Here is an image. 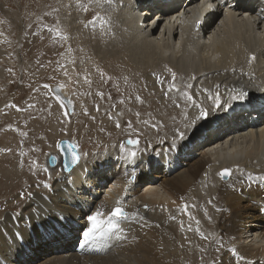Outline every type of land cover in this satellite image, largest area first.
<instances>
[{
    "label": "bare ground",
    "instance_id": "6f19581e",
    "mask_svg": "<svg viewBox=\"0 0 264 264\" xmlns=\"http://www.w3.org/2000/svg\"><path fill=\"white\" fill-rule=\"evenodd\" d=\"M88 1L81 2L88 4ZM138 1L115 0L114 7L106 10L98 5V11L105 10L104 19H113L97 33L82 31L74 17L67 19V28L71 23L70 27L80 34L83 44L92 48L99 58L95 55L80 64L81 52L69 55L66 68L70 77L65 81L73 84L78 79L77 74L84 70L86 76L82 74L78 81L80 89L88 83L91 88L98 87L102 82L96 69L98 59L106 73L120 80L123 87L132 88L131 92H135V88L128 81L135 74H144V78L155 85L158 81L170 80L172 71L179 73L184 86L173 83L176 87L172 90L174 96L183 95L179 98L183 102L179 106L182 109L162 106L160 110L165 117L171 114L172 121L165 122L164 128L147 126L146 120H153L149 117L134 126L131 124L142 140L137 147L128 148L137 152L133 167L142 168L147 164L156 166L157 171L163 166V174L156 173L154 186L139 189L134 202L126 204L124 180L127 176L130 178L134 168H129L130 162H127L109 174L105 172L106 168L118 165V161L100 164L98 160L106 153L129 157L124 150L127 145L125 148L121 147L122 144L115 145L107 152L102 150L104 153L97 154L94 159L82 158L75 165H71V159L67 160L59 146L63 155V162L59 159V170L50 168L55 166L56 160L48 167L45 165L50 176L54 177L51 190H34L24 183L14 186L19 189L15 193L16 200L24 203L18 214L6 211L0 216V264H189L191 257L194 264L207 257L209 264H264V217L259 213L261 206L257 205L258 202L264 208V89L260 102L253 98V103H248L250 106L230 105L231 92H251L260 84L264 85V18L252 11L254 0L247 5L258 24L237 12L236 8L228 7L229 13L223 14L227 4L218 0L219 5L215 8L211 7L216 4L215 0H208L209 3L206 0H142L137 5ZM173 16L177 17L174 19ZM154 22L162 25L153 26ZM117 26L122 31L120 35ZM61 45L57 42L56 54ZM5 54L0 51L1 57ZM125 66L128 68L124 69ZM3 67L0 66V75L5 77ZM154 85L142 92L154 94L151 92L157 90ZM57 88L64 96L68 112H73L69 88L63 84H57ZM183 88L192 90L195 104L187 99ZM217 93L220 94V108L214 104ZM101 97L100 93L93 98L100 104L103 101L109 105L106 97ZM165 99L161 96L159 102L157 99L149 101L159 104L165 103ZM82 101L86 106L79 114L83 115L88 108L98 117L97 110L92 109V105L87 106L88 99L84 97ZM201 107L209 113L206 122L204 118L198 119ZM182 110H186L185 115ZM122 116L117 114L115 123L106 119L105 127L115 131L112 135L115 139L119 136L117 125L124 121ZM5 119H13V116ZM215 119L209 129L200 133L202 126ZM184 121L197 125L187 126L181 139L177 128L173 127ZM167 126L173 129V134L167 132L170 136L165 134ZM125 132L129 133L127 130L121 134ZM174 135L177 140H171ZM146 136L152 142H144ZM199 137H202L201 141L191 147L190 143ZM65 143L67 141L62 140V144ZM197 148L199 153L195 151ZM70 149L78 153L76 146L70 145ZM49 153L59 157L57 151ZM5 157L7 160L0 163V169L5 165L7 171H3L9 172L11 178H23L28 182L27 176L32 174L25 175L24 171L37 172L29 160ZM65 160L69 162L70 170L65 169ZM225 168L232 169V175L226 181L219 175ZM5 182L3 180L4 185ZM7 193V190L0 192V196ZM29 193H32V199H29ZM148 204L151 206L149 216ZM134 205H139L137 210L142 216L133 209ZM117 206L128 213L127 217L110 215ZM213 206H216L215 210ZM96 211L104 214L106 222L110 220L120 227L86 241L83 233L90 226L87 217ZM80 241L85 242L81 253L76 251ZM32 254L39 257L26 260Z\"/></svg>",
    "mask_w": 264,
    "mask_h": 264
},
{
    "label": "rangeland",
    "instance_id": "374dc122",
    "mask_svg": "<svg viewBox=\"0 0 264 264\" xmlns=\"http://www.w3.org/2000/svg\"><path fill=\"white\" fill-rule=\"evenodd\" d=\"M81 1L82 0H0V51L6 53L4 57L0 56V66H4L3 70L7 74L5 77L0 75V105H3V108L0 106V153L3 154L0 158L4 160L2 161L0 159V163H5L7 160L5 157L6 155L15 160H29L28 162L31 163L32 168L37 170V172L34 173L28 170L24 171L25 175H27V173L32 174L27 176L29 180L26 182L23 178H11L10 174H8L9 172H7V174L5 173L7 167L5 165L3 168L1 167L0 183H2V185L0 186V192L7 190L8 193L4 196H0V216H3L6 211L18 214L22 209L21 206L24 202L16 200L15 195L17 194L15 193H17L19 189L14 188V186H19L24 183L25 186L29 185V187L31 186L34 190H40L42 192L50 190L43 185L45 182L51 185L54 177L50 176L49 171H47L48 168H46L45 165L48 167L53 160H56L57 163L53 164L55 166H50V168H52V170L54 169L53 171L59 170V159L63 162V155H65L67 160L72 158L73 152L71 151L70 153L68 151L70 145L76 146L77 148L80 156L78 164L81 162L82 158L88 157L87 160H92L97 154L107 152L118 144H122L124 148L125 145H127V149L129 147L133 149L137 147V145L128 144L127 141L129 139H138L142 142V140L138 138V134H136L138 131L135 132V127H133L136 123L138 124L140 121L146 119V117H149L150 119L153 118V120H146L147 123L145 124L147 126L164 128L165 122L172 121V119L169 118L172 117V115L169 114L165 117V115L161 114L160 110L170 107L182 109L179 106L183 102L179 98L183 95L179 94L180 97L174 96L175 92L172 89L169 90V85L177 82L183 85L184 81L179 73H175V80H173V71L169 75L170 80L158 81L155 85L150 80L145 79L144 74H135L134 78L128 81L132 83L134 86L133 88H135V92H131L129 90H132V88L127 89V87H123L120 80L107 74L106 69L101 66L100 59H98L97 62L99 64L96 69L101 77V85L91 88L89 85L90 83H88V85L84 86L81 90L78 81L82 78V74H84L83 77L86 76L83 72L84 70H81L80 73L77 74L78 79L74 80L73 84L69 85L65 81L68 80L66 78L70 77L66 68L67 57L69 55L74 56L77 52H81L83 58L80 64L90 60L93 56L95 57V55L99 58L96 52L94 54L92 48L89 49V47L83 44L80 34L76 33L77 31L70 27L71 23L67 28V19L69 17H74L76 25L82 26V31H94L95 33H97L98 30L101 31L104 26L110 25L113 19H104L103 15L106 9L111 6L114 7L115 0H90L88 4L82 3ZM98 5L100 8L102 6L105 7V10L102 9L98 11ZM116 7H118V5ZM2 9H5V12H3L4 10ZM64 20H66L64 23L66 25L63 24ZM116 30L118 35L122 33L119 26L116 27ZM118 30H120V32H118ZM70 34H72V36ZM57 42H60V44L62 43L58 52L59 55L56 54ZM85 51H89V53ZM126 68L128 67L125 66L124 69ZM90 75L91 73H89V77ZM193 78L194 77H192L190 81H192ZM166 83L168 84L166 85ZM57 84H63V87L69 88L73 112H68L65 102L60 98L57 99V96L52 93V88L58 90ZM45 85L48 87H45ZM152 85L157 89L151 91L154 94L149 95L142 92L144 88ZM182 92L193 96L192 90L187 91L183 88ZM100 93L103 97H106L109 105H105L103 101L100 104L98 101L94 100L93 97ZM230 94H233V92ZM161 96L166 98L165 103H151L156 99V101L159 102ZM84 97L89 101V105L87 106H89V108L93 106L92 109L95 111L97 110L98 117L90 113L88 108L85 109L83 115L79 114L83 107L86 106L84 105V101H82ZM103 97H101V99ZM149 100H151V102ZM101 107L105 108V110ZM182 111H184L182 114L185 115L184 113L186 110ZM9 114L13 116V119H5L10 116ZM117 114L123 115L122 118H124V121L120 122L122 124L116 129L119 136L115 139L114 136H112L115 131H112L110 127L106 129L105 125L107 118H109L107 119L109 123H115L114 118ZM160 118L162 120H160ZM200 119L203 120L202 118ZM204 120L206 122L208 119L204 118ZM194 125L197 124L193 123V125H190L184 121L178 127L175 125L173 129L177 128L178 134L180 135L181 132L184 133L187 126L193 127ZM173 129L167 126L166 136L173 134ZM127 130L129 131L128 134H126L127 132L121 134L122 131ZM161 131L163 133L164 129ZM163 136L164 135H162V137ZM172 137L174 139L171 140L178 139L175 135ZM195 137H198V135ZM148 139V136H146L144 142H152V139ZM201 139L202 137H199L196 140L197 144ZM62 140H66L67 143L62 144ZM151 145L153 146L152 143ZM59 146L62 147L63 155L59 150ZM107 146L108 148H106ZM80 150H82L81 153ZM49 151H57L59 157L55 153H49ZM62 164L61 168L64 169ZM22 167L20 166V168ZM12 168L14 169L13 166ZM162 169L163 166L161 170L155 171V174H163ZM229 177H221V180L226 181ZM31 179L33 180L34 186L30 183ZM3 180L4 182L6 181L5 185ZM142 191H145V189ZM11 200L13 202H11ZM138 206L139 205L133 206L137 214H139L137 210ZM147 206L149 208V216L151 206L150 204ZM212 208L215 210L216 206ZM38 253L40 255L42 250ZM37 257L39 256L32 254L27 256L26 260H32ZM188 262L189 264H194L193 258H189ZM209 262V258L207 257L205 261H199L198 264H209Z\"/></svg>",
    "mask_w": 264,
    "mask_h": 264
},
{
    "label": "snow or ice",
    "instance_id": "6c2138e0",
    "mask_svg": "<svg viewBox=\"0 0 264 264\" xmlns=\"http://www.w3.org/2000/svg\"><path fill=\"white\" fill-rule=\"evenodd\" d=\"M87 10V9H85ZM254 58V57H253ZM171 71V70H170ZM173 80H175V73L173 72L172 74ZM45 87H48L47 85H45ZM175 84H171L169 86L170 90L175 88ZM207 91V89L205 90ZM187 99L191 100L193 104L196 103L195 99L192 97V95L185 93ZM247 93L246 92H242L239 96H236L235 99H246L247 98ZM57 99H59V97H57ZM209 99H212V97H209ZM214 104L216 106V108H220L221 105V99H220V94L217 93L215 96V100H214ZM67 114V113H65ZM209 115L208 111L204 108H200V114H199V118H206ZM119 126V125H117ZM180 138L183 139L184 138V133L181 132L180 133ZM128 144L130 145H138L139 144V140L138 139H129L127 141ZM121 147H123V145H121ZM125 152H128L130 157L135 158L137 156V152L135 150H129L127 148L124 149ZM80 160V156L78 153H73L72 158H71V165H75L79 162ZM65 169L66 170H70V164L67 160H65ZM219 175L224 178V177H229L232 175V169L231 168H225L223 169ZM251 179V177H249ZM39 186V185H38ZM45 188H48L51 190V185L48 184L47 182L44 183L43 185ZM29 199H32V193L28 194ZM147 207V206H145ZM185 208H187V205H185ZM34 213H36L37 215H39V213H37L36 209L32 210ZM103 213L100 211H96L95 213H93L92 215L88 216L87 219L88 221H90V226L87 227V230L83 233V235L87 240H95L97 237H101L106 235L108 232H111L112 230H116L118 229L120 226L118 224H113L111 223V221H105L103 219ZM112 217H127L128 213L122 208V207H115L110 214ZM19 218V217H17ZM235 251V250H233Z\"/></svg>",
    "mask_w": 264,
    "mask_h": 264
},
{
    "label": "clouds",
    "instance_id": "9594fccd",
    "mask_svg": "<svg viewBox=\"0 0 264 264\" xmlns=\"http://www.w3.org/2000/svg\"><path fill=\"white\" fill-rule=\"evenodd\" d=\"M262 89H264V85L259 89V91L262 92ZM253 92H254V90H253ZM191 143H193V145H195V144H197V141L193 140ZM106 148H108V147H106ZM106 156H107L106 154L103 155L104 158ZM116 161H118V165L112 166L113 168H116V169H118L123 163H127L128 162L126 160V158L122 157V156H121V158L116 159ZM133 166H134L133 162H130L128 167L130 168V167H133ZM146 167H151V169H152L151 172H143V170ZM133 168H134L133 174L130 176V178H128V176H127L126 179L124 180L123 191L126 192L127 195H128V193H133V196H127V198L125 199V203L126 204H128L131 201L134 202V200L136 198V193L138 192L139 189H141L143 187H153L154 186L153 182H154V178H155V168H156V166L146 165L145 164L142 168H137V167H133ZM143 193L146 194L145 191ZM143 203L144 202H142L141 204H143Z\"/></svg>",
    "mask_w": 264,
    "mask_h": 264
},
{
    "label": "water",
    "instance_id": "95a60500",
    "mask_svg": "<svg viewBox=\"0 0 264 264\" xmlns=\"http://www.w3.org/2000/svg\"><path fill=\"white\" fill-rule=\"evenodd\" d=\"M58 90H59V89H58ZM58 90L52 88V92H53L55 95L59 96L60 98H63L62 93H61L60 91H58ZM68 151L71 153L72 150L69 149ZM66 153H67V152H66Z\"/></svg>",
    "mask_w": 264,
    "mask_h": 264
}]
</instances>
